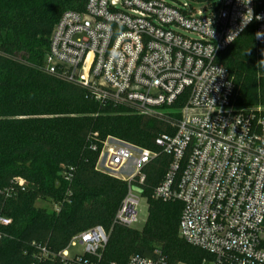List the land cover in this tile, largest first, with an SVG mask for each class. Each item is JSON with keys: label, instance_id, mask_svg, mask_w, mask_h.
I'll return each mask as SVG.
<instances>
[{"label": "built area", "instance_id": "1", "mask_svg": "<svg viewBox=\"0 0 264 264\" xmlns=\"http://www.w3.org/2000/svg\"><path fill=\"white\" fill-rule=\"evenodd\" d=\"M256 16L264 17V0H88L83 12L61 16L45 58L48 74H62L102 104L168 118L171 133L155 145L170 163L152 197L182 204L179 237L213 257L202 264H264V113L234 107L233 80L218 63L252 25L264 46L256 35L264 18ZM231 33L238 34L228 43ZM160 153L113 137L103 142L96 169L117 179L129 173L114 225L138 223L143 171ZM10 224L0 218V226ZM109 237L96 226L58 254L38 244L37 255L40 262L100 264L88 258L101 259ZM77 247L82 254L71 252ZM156 255H133L127 264H168Z\"/></svg>", "mask_w": 264, "mask_h": 264}, {"label": "trees", "instance_id": "2", "mask_svg": "<svg viewBox=\"0 0 264 264\" xmlns=\"http://www.w3.org/2000/svg\"><path fill=\"white\" fill-rule=\"evenodd\" d=\"M87 1L0 0V218L11 220L0 226V264H62L40 262L36 245L58 254L96 226L110 233L101 259L88 258L100 264H127L133 255L155 259L156 252L168 264L212 261L179 237L182 204L152 197L170 163L155 145L171 133L168 118L102 104L62 74L46 72L54 26L66 12H83ZM261 60L264 46L253 25L219 54L235 86V108L264 107ZM108 137L160 153L143 171L148 217L141 230L113 224L128 184L96 169Z\"/></svg>", "mask_w": 264, "mask_h": 264}, {"label": "rangeland", "instance_id": "3", "mask_svg": "<svg viewBox=\"0 0 264 264\" xmlns=\"http://www.w3.org/2000/svg\"><path fill=\"white\" fill-rule=\"evenodd\" d=\"M181 1H191V0H181ZM250 109H256V110H261L264 113V107L259 106V107H254V108H250ZM119 178L121 179H128L129 178V173L127 172H120L117 175ZM38 206L42 207V208H46L48 210H52L53 206L51 204H44L39 202ZM148 217V206L146 201L143 199L140 203V206L138 207V223H136L133 228L137 229V230H141L147 220ZM71 252L73 254H82L83 253V249L80 247L74 248L71 250Z\"/></svg>", "mask_w": 264, "mask_h": 264}, {"label": "clouds", "instance_id": "4", "mask_svg": "<svg viewBox=\"0 0 264 264\" xmlns=\"http://www.w3.org/2000/svg\"><path fill=\"white\" fill-rule=\"evenodd\" d=\"M242 2H243L245 5H248V4L251 3V0H246V3L244 2V0H242ZM245 16L250 17V18L247 20V22H250V21L253 19L252 10H251L250 8H249L248 11L246 12V14H244L243 19L245 18ZM255 18H256L257 20H260V19H262V18H264V17L256 16ZM242 27H243V26H242ZM241 30H242V28H241ZM234 34H238V33H231V34H229V35L226 37V42H228V43L232 42V41H233V38H234ZM256 35H257V38L264 37V33H260V32H258ZM259 64L264 65V60H261V61L259 62Z\"/></svg>", "mask_w": 264, "mask_h": 264}]
</instances>
